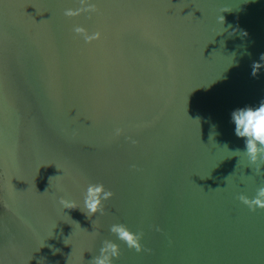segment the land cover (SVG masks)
I'll return each mask as SVG.
<instances>
[{"label":"water","instance_id":"1","mask_svg":"<svg viewBox=\"0 0 264 264\" xmlns=\"http://www.w3.org/2000/svg\"><path fill=\"white\" fill-rule=\"evenodd\" d=\"M262 54L264 0H0V264H91L103 240L113 264H264L239 198L264 166L231 122L264 100ZM89 184L112 196L88 217Z\"/></svg>","mask_w":264,"mask_h":264},{"label":"clouds","instance_id":"2","mask_svg":"<svg viewBox=\"0 0 264 264\" xmlns=\"http://www.w3.org/2000/svg\"><path fill=\"white\" fill-rule=\"evenodd\" d=\"M78 14L72 9L65 10V15L73 16ZM77 33H85V30L80 27L74 29ZM99 33L91 36L85 34L86 40L98 38ZM261 59L264 60V54ZM259 62H254L252 65V75H256L261 68ZM231 122L234 124V134L244 141V149H236L234 152L243 153L247 161L251 165H255L259 172L264 166V100H261L258 106H245L234 109L231 113ZM119 130H117V134ZM112 193L105 189L102 184H89L83 193V208H79L86 216H93L97 213H102L103 202L109 199ZM240 200L250 208L256 206L264 207V186L257 189L256 195L251 199L241 195ZM61 205L67 209L78 208L74 202L61 199ZM117 240L123 241L130 249H135L137 252L143 249L141 243V235L138 232L132 231L124 224H113L110 227ZM120 248L117 243L112 240H103L99 248V254L92 258L91 264H113L114 259L118 258Z\"/></svg>","mask_w":264,"mask_h":264}]
</instances>
